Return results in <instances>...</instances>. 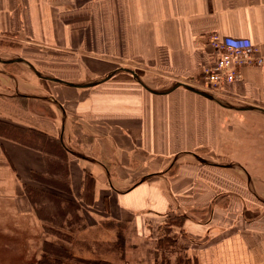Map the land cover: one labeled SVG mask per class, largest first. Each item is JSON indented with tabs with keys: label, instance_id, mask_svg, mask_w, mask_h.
Wrapping results in <instances>:
<instances>
[{
	"label": "crops",
	"instance_id": "0c3cea01",
	"mask_svg": "<svg viewBox=\"0 0 264 264\" xmlns=\"http://www.w3.org/2000/svg\"><path fill=\"white\" fill-rule=\"evenodd\" d=\"M212 32L264 57V0H0L1 58L72 82L116 71L80 87L0 62L11 216L59 225L68 244L47 241L82 264H168L166 242L171 264H264V113L121 70L167 90L201 75ZM242 74L222 98L264 108V63Z\"/></svg>",
	"mask_w": 264,
	"mask_h": 264
},
{
	"label": "rangeland",
	"instance_id": "374dc122",
	"mask_svg": "<svg viewBox=\"0 0 264 264\" xmlns=\"http://www.w3.org/2000/svg\"><path fill=\"white\" fill-rule=\"evenodd\" d=\"M25 64V63H24ZM31 73L34 71L25 64ZM6 69H8L5 66ZM0 69H4L0 63ZM15 73L21 69L17 66L11 69ZM35 75V73H34ZM5 202H0V264H28L35 261L36 264H82L79 259H73L71 253L65 251L60 245L56 246L47 241V236L58 237L68 244L69 238L65 232L60 231L57 224H49L46 228L38 220L27 215L12 217ZM170 243L166 242V251L163 259L179 263L181 260L179 251L173 252Z\"/></svg>",
	"mask_w": 264,
	"mask_h": 264
},
{
	"label": "built area",
	"instance_id": "2783aa9c",
	"mask_svg": "<svg viewBox=\"0 0 264 264\" xmlns=\"http://www.w3.org/2000/svg\"><path fill=\"white\" fill-rule=\"evenodd\" d=\"M214 50L211 59L202 65L201 75L185 79L199 89L222 97L226 85L242 79V69L247 66H262L264 57L255 43H237L223 38L218 32L209 35Z\"/></svg>",
	"mask_w": 264,
	"mask_h": 264
},
{
	"label": "water",
	"instance_id": "95a60500",
	"mask_svg": "<svg viewBox=\"0 0 264 264\" xmlns=\"http://www.w3.org/2000/svg\"><path fill=\"white\" fill-rule=\"evenodd\" d=\"M0 62L3 63H7V62H22L25 63L27 65H29V67L36 73L37 76L41 77V78H45V79H49L52 81H56L65 85H70V86H92L96 83H99L100 81H104L107 80L108 78H110L116 71H112L110 73H108L106 76H104L103 78L97 80V81H92V82H72V81H67V80H63L60 79L58 77H54V76H50V75H45L41 72V70L30 60L24 58V57H17V58H13V59H4L0 57ZM121 70H127L129 72H131L135 78L142 83L148 90H150L151 92L154 93H160V94H164V93H168L174 89H176L177 87L183 86L186 87L196 93H199L205 97H208L214 101H216L217 103L223 105V106H227L230 108H234V109H241V110H258L264 113V108L261 106H256V105H242V106H237L234 105L232 103H230L229 101H227L226 99L219 97L217 95H214L208 91H205L203 89H199L189 83L183 82V81H177L173 86H171L169 89L167 90H156L153 88H150L139 76V74L137 72L134 71V69L132 68H128V67H122Z\"/></svg>",
	"mask_w": 264,
	"mask_h": 264
},
{
	"label": "trees",
	"instance_id": "16d2710c",
	"mask_svg": "<svg viewBox=\"0 0 264 264\" xmlns=\"http://www.w3.org/2000/svg\"><path fill=\"white\" fill-rule=\"evenodd\" d=\"M12 127V126H11ZM18 129H20L21 131H27L28 129H26V128H19V126H18ZM24 134H25V132H24ZM30 136H32V137H36V138H39V139H41L40 141H42L43 139H44V135L43 134H41V133H39V132H37V131H35V132H31V134H30ZM88 177V176H87ZM26 189H28V187H26ZM182 256V255H181ZM180 258H182V257H180ZM87 262V261H86ZM99 264H114V263H111V262H109V261H107V260H100V263ZM117 264V263H116Z\"/></svg>",
	"mask_w": 264,
	"mask_h": 264
}]
</instances>
